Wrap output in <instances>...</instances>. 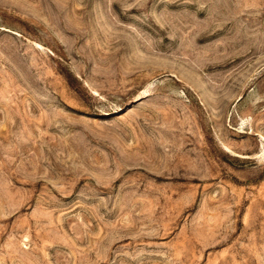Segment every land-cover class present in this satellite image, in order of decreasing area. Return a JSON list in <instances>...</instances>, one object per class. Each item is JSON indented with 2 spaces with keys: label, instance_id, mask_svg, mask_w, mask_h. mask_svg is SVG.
<instances>
[{
  "label": "rangeland",
  "instance_id": "obj_1",
  "mask_svg": "<svg viewBox=\"0 0 264 264\" xmlns=\"http://www.w3.org/2000/svg\"><path fill=\"white\" fill-rule=\"evenodd\" d=\"M0 264H264V0H0Z\"/></svg>",
  "mask_w": 264,
  "mask_h": 264
}]
</instances>
